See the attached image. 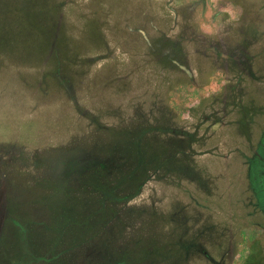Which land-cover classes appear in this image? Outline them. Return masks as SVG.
<instances>
[{
  "label": "rangeland",
  "instance_id": "obj_1",
  "mask_svg": "<svg viewBox=\"0 0 264 264\" xmlns=\"http://www.w3.org/2000/svg\"><path fill=\"white\" fill-rule=\"evenodd\" d=\"M263 165L264 0H0V264H264Z\"/></svg>",
  "mask_w": 264,
  "mask_h": 264
},
{
  "label": "trees",
  "instance_id": "obj_2",
  "mask_svg": "<svg viewBox=\"0 0 264 264\" xmlns=\"http://www.w3.org/2000/svg\"><path fill=\"white\" fill-rule=\"evenodd\" d=\"M40 23H43V20L42 19H40ZM218 96V95H217ZM217 96H215V97H213L214 99L215 98H217ZM227 96V95H226ZM218 97H220V95L218 96ZM212 98V97H211ZM211 99V101L212 100H214V99ZM208 100V99H207ZM204 101H206V100H203V102ZM203 104V103H202ZM216 123H218V125L216 124ZM226 125V123H224V120H216V121H214L211 125L213 126V125H217V127L218 126H221L219 129H222V125ZM149 129V128H148ZM148 129H144V130H140L139 129V133H144L141 137L139 136L138 137V140H136L135 139V137H136V134H133L131 137H132V139L133 140H131L130 142H129V147L127 148V153H129L130 155H132L133 157H135V158H137V159H139V157H140V154L141 153H143V147H144V137H145V135H146V132L148 131ZM168 129V128H167ZM113 130H115V131H111L110 133H111V135H108V136H110L111 137V143L113 144V146L112 147H110V150H107V147L108 146H105V147H103V146H101V148L103 149V151L104 152H106L107 153V151H109V153L110 154H112V155H116V157H118V158H121L120 156H121V154H122V152L117 148V144H116V141H117V138L119 137V135H121L123 132H121V131H119V130H116V129H113ZM105 131H108L107 129L105 130ZM176 131H178L179 132V130H176ZM210 132H213V130L211 129V127L209 126V130L207 129V130H205L204 129V131H203V134H209ZM125 133V132H124ZM138 132H137V134H139ZM183 135L184 136H186V138L187 137H193V140H195L194 141V143L196 142V140L198 139V137H197V134L196 133H188V132H185V133H183ZM211 135H213V133H211L210 134V136ZM194 137H196V138H194ZM205 137H208V136H205ZM184 140H187V139H184ZM183 140V141H184ZM218 140V139H217ZM220 145V144H219ZM222 145V144H221ZM96 165L98 166H100V167H104V166H102V165H100V164H97L96 163ZM120 181L121 180H119V183H120ZM93 189L95 190H97V191H99L100 193H101V195H102V201H109V202H114V201H117V196H116V193H115V189H116V186H113V187H111V188H105V189H102V188H100V186L98 185V184H96V185H94L93 186ZM24 223V224H23ZM28 225V223H27V221L26 222H22V224H18V227L20 228V229H18V230H16V232H15V234L17 235V236H19V237H22L23 235H26V232H27V229L26 228H24L25 226H27ZM28 227V226H27ZM27 243V242H26ZM25 245V248H24V250L25 251H31V249L30 248H28V246L26 245V244H24ZM30 253V252H29ZM54 256H56V255H54ZM53 257V256H52ZM118 264H123V261H118L117 262Z\"/></svg>",
  "mask_w": 264,
  "mask_h": 264
},
{
  "label": "crops",
  "instance_id": "obj_3",
  "mask_svg": "<svg viewBox=\"0 0 264 264\" xmlns=\"http://www.w3.org/2000/svg\"><path fill=\"white\" fill-rule=\"evenodd\" d=\"M218 89V88H217ZM219 90V89H218ZM218 90H216V91H218ZM262 168H263V171H264V165L262 166ZM262 175H264L263 173H262Z\"/></svg>",
  "mask_w": 264,
  "mask_h": 264
}]
</instances>
